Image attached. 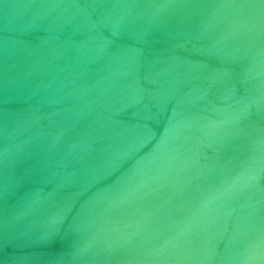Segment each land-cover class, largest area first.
<instances>
[{
  "label": "water",
  "instance_id": "95a60500",
  "mask_svg": "<svg viewBox=\"0 0 264 264\" xmlns=\"http://www.w3.org/2000/svg\"><path fill=\"white\" fill-rule=\"evenodd\" d=\"M0 264H264V0H0Z\"/></svg>",
  "mask_w": 264,
  "mask_h": 264
}]
</instances>
